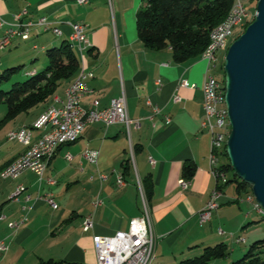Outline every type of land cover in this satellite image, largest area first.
Segmentation results:
<instances>
[{
    "label": "crops",
    "instance_id": "1",
    "mask_svg": "<svg viewBox=\"0 0 264 264\" xmlns=\"http://www.w3.org/2000/svg\"><path fill=\"white\" fill-rule=\"evenodd\" d=\"M142 1L87 0L79 4L77 0H0V18L6 22L15 21L16 14L25 8V19L44 16L59 27V35L41 28L31 30L34 33L30 35L33 39L51 32L40 45V53L63 40L72 44L80 60L79 71L92 73L87 80L92 92L83 97V103L96 97L100 106H107L111 98L124 93L129 116L139 122L129 133L119 122L87 124L77 140L61 145L47 161L41 179L29 169L14 178L0 176L4 180L0 181V216H4L0 218V240L8 246L0 251V264H36L48 258L60 261L59 264L95 263L92 236L125 230L129 220L141 214L136 172L127 167L130 148L137 174L151 182L149 201L157 238L156 264H176L199 255L204 246L218 242L215 236H227L219 235L218 227L244 241L236 243L231 238V256L208 264H226L245 251L240 244L246 239L237 230L244 227L249 212L245 213L243 201H234L238 197L234 187L228 191V184L223 187L219 207L208 222L201 224L198 218L217 182L210 173V137L201 129L205 61L199 55L175 62L169 47L147 48L136 28V12ZM68 21L87 25L89 47L80 50L72 39ZM5 28L6 24L0 26V36ZM29 38H14L0 48V72L28 62L24 72L28 76L46 66L45 54L36 63L38 55L24 54L18 48ZM37 47L33 44V48ZM221 61L222 55L220 64ZM73 79L62 80L46 101L11 120H4L7 108L0 105V170L28 147L24 134L11 140L7 138L9 133L27 127L25 138L34 140L40 136L42 130L34 128L33 123L49 105H62ZM157 80L161 82L159 86ZM181 80L195 86H179ZM175 94L180 97L178 101L173 100ZM148 100L160 108L158 113H153ZM165 116L170 117L169 122ZM85 150L97 151L96 161L84 157ZM66 152L72 155L70 159L65 158ZM184 163L194 166L189 177L183 176ZM100 174L107 178L101 179ZM119 174L126 181L124 186L116 183ZM46 177H52L55 183L48 184ZM183 177L189 179L184 189L179 184ZM20 185L23 190L14 201L11 195ZM49 193L58 205L56 209L37 197ZM96 197L102 203L93 212L92 228L83 231V218L91 212V202ZM22 218L25 222L17 229L8 225L9 221ZM263 233V228L256 229L250 239H259Z\"/></svg>",
    "mask_w": 264,
    "mask_h": 264
},
{
    "label": "built area",
    "instance_id": "2",
    "mask_svg": "<svg viewBox=\"0 0 264 264\" xmlns=\"http://www.w3.org/2000/svg\"><path fill=\"white\" fill-rule=\"evenodd\" d=\"M77 2L84 4L87 0H77ZM27 13V9H22L16 14V20L13 22H6L0 18V26L6 24L4 33L0 36V48L8 46L14 38L24 37L29 30L46 28V31L50 30L56 35L61 34L59 27L53 25L46 17H38L36 20L25 19ZM253 14L254 11L246 9L243 0H238L237 8L231 21L224 31L216 32L214 45L208 50L206 58L203 59L206 61V68L201 86L203 94L201 129L205 130L210 137V173L216 178L217 182L211 190L208 200L198 212L201 224L208 222L212 218L214 211L219 207V198L222 195L221 185L226 182L228 177L227 172L221 167V154L223 151L226 152V133L231 131V126L228 120V110L224 95V80L217 78L212 73V69L216 67L221 55H225L226 52L220 50L222 37L231 38L240 27H244V24L252 18ZM68 24L80 50L89 47L87 25L71 21H68ZM82 67H84L83 63ZM90 77H92V73L85 70V76L78 77L75 88L66 92V98L62 105H49L46 108L49 109L48 121H40L39 115L38 129L42 130L40 136L34 140L32 138H25L27 127L16 129L24 131L23 141H28V156L27 161L20 163L15 171L29 169L36 172L39 175V179H41L47 161L57 153L58 148L61 145L77 140L84 127L91 122H100L104 125L118 122L123 123L127 133L130 132L133 125H138V120L132 119L128 114L124 93L111 98L107 106H100V101L96 97L91 98L87 103H83V97L92 92L87 83ZM156 83L158 86L161 84L160 80H157ZM179 86L194 87L195 84H190L187 80H181ZM179 99L178 94L173 96L174 101H178ZM147 103L152 106L153 113L160 111V108L157 105H152L149 100ZM165 120L169 122L170 117L165 116ZM7 138L15 140V130ZM83 156L90 161H96L98 152L95 150H85ZM71 157L72 155L69 152L65 153V158L70 159ZM128 160L129 165L136 172V185L141 202V214L132 217L125 230H117L109 235L94 234L92 236L95 251V263L93 264H156L155 247L157 238L151 218L150 201L142 179L137 174L132 148H130ZM99 177L106 179L107 175L100 174ZM46 182L53 184L55 180L52 177H46ZM116 183L118 186H124L126 181L119 174L116 176ZM179 184L184 189L188 186L189 179L183 177L179 180ZM22 190V185L17 186L11 195V199L17 201ZM37 197L43 199L53 209H56L58 206L51 193L38 194ZM238 200L249 202L256 213H264V208L254 199L252 192L247 193L244 199L240 196ZM101 203L102 200L99 197L92 200V210L84 216L82 221L83 231H88L92 228L93 212ZM3 217V215L0 216V218ZM24 222L25 218H22L11 221L9 226L17 229ZM217 233L219 235H227L236 243L244 241V238L233 236L232 233H226L221 227H218ZM7 247V244L3 240H0V251H5Z\"/></svg>",
    "mask_w": 264,
    "mask_h": 264
},
{
    "label": "trees",
    "instance_id": "3",
    "mask_svg": "<svg viewBox=\"0 0 264 264\" xmlns=\"http://www.w3.org/2000/svg\"><path fill=\"white\" fill-rule=\"evenodd\" d=\"M236 0H143L136 12V28L138 37L150 49H171L175 62H184L201 55L209 43L210 32L221 23ZM253 19V17H252ZM252 19L250 21H252ZM246 22L244 27L250 22ZM47 64L44 68L28 75L22 81H15L7 90L0 89V103L5 104L7 110L4 120H11L19 113L47 100L62 80L72 79L79 71L80 60L72 48V44L63 40L60 44L45 49ZM223 69V60L221 61ZM20 66H11L0 72V86L9 81L12 74ZM223 80V78H221ZM221 167L232 171L221 188L227 184H234L238 201L242 192L251 193L250 187L240 180L233 172L227 154L222 152ZM127 159V167H129ZM192 163H184L183 176L192 175ZM143 186L149 198L151 182L142 179ZM262 219L264 217L260 216ZM264 236L250 243L248 250L237 259L226 264H264ZM228 246L223 241L206 245L199 255L184 258L176 264H208L216 258L228 255ZM60 261L48 258L40 259L36 264H59Z\"/></svg>",
    "mask_w": 264,
    "mask_h": 264
},
{
    "label": "water",
    "instance_id": "4",
    "mask_svg": "<svg viewBox=\"0 0 264 264\" xmlns=\"http://www.w3.org/2000/svg\"><path fill=\"white\" fill-rule=\"evenodd\" d=\"M223 80L231 126L226 154L235 175L264 208V0L223 57Z\"/></svg>",
    "mask_w": 264,
    "mask_h": 264
},
{
    "label": "rangeland",
    "instance_id": "5",
    "mask_svg": "<svg viewBox=\"0 0 264 264\" xmlns=\"http://www.w3.org/2000/svg\"><path fill=\"white\" fill-rule=\"evenodd\" d=\"M256 1L257 0H243L244 5L246 6V9L251 10V11H254ZM244 29H245V27H241L240 29H238V31L235 32L233 38H231L227 43H225V45L223 46L221 51H226V49H227L228 45L230 44V42L235 37H237L240 33H242L244 31ZM32 33H34V32L32 31L31 35H32ZM31 35H30V38L28 40H26L24 43H22L18 48L22 49V51H24V54H28L29 53V54H35L36 56L38 55L39 58L37 60H35V62L37 63V61L41 60L40 58H42L44 56V53H40V45L43 42H45V40L49 36H51V32H43L39 36H37V37H35L33 39L31 38ZM33 44H36L38 46L37 49L33 48ZM223 57H224V55L222 56V60H223ZM26 66H28V62L24 66L20 67V69L17 72L13 73L12 77H11V79L9 81H7L5 83H2L1 86H0V89L7 90V89L10 88L11 84L13 82H15V80H17V79L19 81L24 80L27 77V75H25V73H24L25 69H26ZM205 68H206V61H205ZM212 73L217 78H223V69L221 68L220 62H218L216 64V67L212 69ZM1 104L2 103H0V105ZM223 158H221L222 159L221 162L226 160V158H224V159ZM227 176L231 177L232 176V171H228L227 172ZM0 181L3 182L4 180H2L0 178ZM233 187H234V184H228L226 186L225 191L233 190L234 189ZM248 192L249 191L242 192L241 193V197L244 199V197L246 196V194ZM241 203H242V206L245 208V213L249 212V217L247 218V220L245 219L244 227L243 228L239 227V229L237 230L246 239L244 243L240 244V246L244 247V250H245L242 253V255H243L248 250V247H249L250 243L253 242V240L250 239V238H252L251 237V233L253 231H255L256 229H259V228H263L264 229V218L262 219L260 217V216L264 217V213H256V211L253 209L252 205L250 203H248L247 201H243ZM9 223H10V221L8 222V225H9ZM227 232L230 233L229 231H227ZM263 236H264V233L262 234V237ZM215 237L218 240V242L223 241L225 244H227L229 253L224 258H226V259L229 258L231 256L230 248H231L232 239L230 237H227V236H215ZM262 251L264 253V246L262 247ZM240 257H234L233 259H237V258H240ZM222 259L223 258H216V259H213V260H222ZM213 260H211V261H213ZM211 261H209V262H211Z\"/></svg>",
    "mask_w": 264,
    "mask_h": 264
},
{
    "label": "bare ground",
    "instance_id": "6",
    "mask_svg": "<svg viewBox=\"0 0 264 264\" xmlns=\"http://www.w3.org/2000/svg\"><path fill=\"white\" fill-rule=\"evenodd\" d=\"M237 4H238V0L235 1L233 7L230 9V11L227 14V16L225 17V19L221 23H219L210 32L209 43L207 44L206 48L203 50V52L200 55L202 59L206 58V55L208 54V50H210L212 48V46L214 45V39L216 38V32L224 31L226 29V27L228 26V23L231 21V19L233 17V14H234V12H235V10L237 8ZM41 30L46 31V28H41ZM30 33H31V30H29L28 33L26 35H24V37H19V38L27 39V38H29ZM233 36H234V34L231 36V38H233ZM231 38L230 37H222L221 42H220V50L223 48L225 43H227ZM72 39L76 41V38L74 37L73 34H72ZM84 76H85V72H84L83 69H81L78 72V74L74 77V79L71 81V83L68 85V87L66 88L65 94L70 89H74L75 88V85L78 82V77H84ZM48 116H49V109H46L40 115V121H48ZM33 127L34 128H38V118L33 123ZM25 132H26V130H25ZM10 133H9V135H10ZM18 134L23 136L24 131L23 130H20L18 132L15 131V137ZM229 134H230V132L226 133V140H227ZM27 156H28V147L18 157L14 158L9 164H7L4 168H2L0 170V176L2 178H8V177H12V176H13V178L17 177L22 171H15V170L19 167L20 163H24V162L27 161Z\"/></svg>",
    "mask_w": 264,
    "mask_h": 264
}]
</instances>
